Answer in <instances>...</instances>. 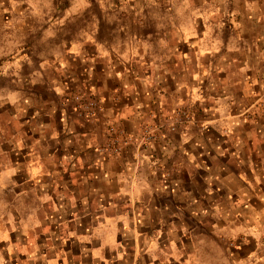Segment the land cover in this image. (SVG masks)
<instances>
[{
  "label": "crops",
  "instance_id": "crops-1",
  "mask_svg": "<svg viewBox=\"0 0 264 264\" xmlns=\"http://www.w3.org/2000/svg\"><path fill=\"white\" fill-rule=\"evenodd\" d=\"M221 1L154 31L166 59L75 32L56 77L0 112L2 262L264 264V0ZM66 83L98 95L99 118L62 110ZM141 126L154 138L133 143Z\"/></svg>",
  "mask_w": 264,
  "mask_h": 264
},
{
  "label": "rangeland",
  "instance_id": "rangeland-1",
  "mask_svg": "<svg viewBox=\"0 0 264 264\" xmlns=\"http://www.w3.org/2000/svg\"><path fill=\"white\" fill-rule=\"evenodd\" d=\"M202 0H0V112L8 113L7 104L15 102L17 96L33 89L29 81L57 75L56 66L63 55H59L62 41L74 36L75 32L99 33V37L110 36L111 42L131 46L133 53L144 51L149 54L135 53L139 59L169 58V48L173 40L162 36L153 39L154 31H183L192 26L185 22L192 14H221V0H209V6H201ZM227 13H231L227 2ZM198 2L199 7L191 6ZM225 13V11L223 12ZM139 16H145L147 22L139 23ZM172 18V22L169 21ZM181 20L184 22H181ZM212 27H216L212 26ZM150 32V37L138 38V33ZM136 34V35H135ZM135 35V36H134ZM180 49V47H178ZM159 50L162 53L159 55ZM177 73H179L177 71ZM66 80V79H65ZM66 83L59 95L62 110L70 112L80 122L88 123L99 118L102 111L100 98L88 87ZM22 91V92H20ZM21 94H20V93ZM137 139L147 142L154 138L150 127H140ZM107 141H118L114 126L108 128ZM156 137V136H155ZM5 251L0 250V264H19L15 260L2 262ZM2 258V259H1ZM13 258V254H12Z\"/></svg>",
  "mask_w": 264,
  "mask_h": 264
}]
</instances>
